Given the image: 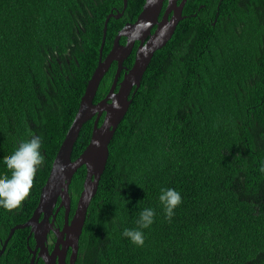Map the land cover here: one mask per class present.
<instances>
[{"label": "trees", "instance_id": "1", "mask_svg": "<svg viewBox=\"0 0 264 264\" xmlns=\"http://www.w3.org/2000/svg\"><path fill=\"white\" fill-rule=\"evenodd\" d=\"M143 2L127 0L121 18L108 19L103 57ZM222 5L217 15L212 0H186L153 53L108 145L75 264H264V0ZM122 8L123 0H0V176L10 175L2 162L30 134L41 137L44 156L22 213L0 208L3 236L36 206L97 65L104 20ZM114 65L93 102L107 93ZM92 123L82 125L72 160ZM84 176L81 166L71 178L70 215ZM161 187L182 197L170 221ZM145 207L156 216L136 246L121 231L136 228ZM16 234L0 264L27 260Z\"/></svg>", "mask_w": 264, "mask_h": 264}, {"label": "water", "instance_id": "2", "mask_svg": "<svg viewBox=\"0 0 264 264\" xmlns=\"http://www.w3.org/2000/svg\"><path fill=\"white\" fill-rule=\"evenodd\" d=\"M185 1L167 0L159 18L164 0H144L136 20L126 22L118 30L110 50L103 57L108 19L110 17L117 18L121 13L110 12L106 16L97 65L87 81L85 91L79 100L77 112L51 163L47 179L41 187L36 207L32 215L24 223L17 226L18 228L29 227V235L33 234L35 242L33 249L27 245L32 256L26 264L35 263V254L43 259L44 264H75L87 207L104 171L109 155L110 140L131 103L130 94H134L140 85L143 72L153 53L169 40L177 22L183 17L182 8ZM126 2L127 0H123V8L126 6ZM169 13H171L170 16ZM154 25L155 28L151 32ZM121 36L126 37L125 44H120ZM136 39L140 43L136 49L133 63L131 67L125 68L122 79L119 80L120 70L123 68L122 61L130 53ZM114 61L117 65L107 93L97 102H93L100 80ZM92 118L89 142L83 151L72 160L71 151L79 131L82 125ZM60 165L63 166L62 171H60ZM81 166L85 167V176L75 208L69 216L71 210L69 185L73 174ZM55 206L56 211L63 208L64 215L61 228L53 227L55 215H52ZM50 216H52L51 220L49 219ZM49 232L54 234L52 248L46 244Z\"/></svg>", "mask_w": 264, "mask_h": 264}, {"label": "clouds", "instance_id": "3", "mask_svg": "<svg viewBox=\"0 0 264 264\" xmlns=\"http://www.w3.org/2000/svg\"><path fill=\"white\" fill-rule=\"evenodd\" d=\"M41 144L42 140L39 135L30 134L29 139L20 141L14 151L3 160L2 163L9 170L10 175L0 176V208L9 211L19 208L28 196L33 178L44 163ZM59 167L62 171L63 166ZM158 201L164 218L170 221L174 216V210L182 203V197L180 192L174 188L161 187ZM155 216V209L145 207L140 211L136 220L137 227L123 228L121 235L132 244L143 246L145 233L142 230L153 224Z\"/></svg>", "mask_w": 264, "mask_h": 264}, {"label": "flooded vegetation", "instance_id": "4", "mask_svg": "<svg viewBox=\"0 0 264 264\" xmlns=\"http://www.w3.org/2000/svg\"><path fill=\"white\" fill-rule=\"evenodd\" d=\"M179 1L180 0H178V2ZM212 1H214L215 7L217 8L216 14L217 15L220 14L221 11L219 9L221 8L222 0H217V1L216 0H212ZM242 1H244V0H241V4H242ZM166 2H167V0H164L163 8H162V11H161V13L159 15V18L161 17V14H162L163 9H164V7L166 5ZM239 3H240V0H235V1L228 0V1H225L222 6H225L227 4H229L228 6H233V4L237 5ZM126 7H127V5L124 8H122L121 11L118 10V9H115L114 11H111V12H113V13H121V15L119 17H117V19H119L123 15V12H124ZM136 8H137V6L133 8V15H134V13L136 11ZM223 8H225V7H223ZM141 9H142V6H141L140 10L137 12V14L135 16H132L130 19L126 20V22H134L136 20L137 16H138L139 12L141 11ZM170 15H171V13H169V16ZM154 28H155V25L151 28V32H153ZM119 42H120V44H125L126 37L121 36L120 39H119ZM139 43H140L139 40L136 39L134 41V43H133V46L131 47L130 53L123 59V61H122L123 68L120 70V76H122L123 73L125 72V68L126 69L128 68L127 66L124 65V62L128 59V57L133 56V60H134L135 52H136V49H137ZM113 63L115 64L114 68H113V73H114L117 63L115 61ZM28 197L30 198L31 196L28 195ZM56 206H57V204H56ZM56 206L54 207L53 215H52V216L55 215L54 226L53 227H60L61 228L62 223H63V215H64L63 210H62L63 208H61L58 211H56ZM35 207L36 206H34L32 208V210H31L32 212H33ZM22 211H23V209L21 207H19V208H17V213L16 214H21ZM32 212H31V214L29 216L32 215ZM27 213H29V212H27ZM16 214H13L12 216H15ZM52 216L49 217L50 220L52 219ZM28 217H26V218L24 217L25 218V219L23 218L24 220L22 219V220H20L18 222H15L13 225H11L10 228H9L8 233L5 234L4 236L2 234V230L5 227H3V225H0V255H2L4 253V251H6L5 249L8 248L9 242H10L11 239H13V237L16 234V232L20 231L19 233L16 234V235H19V236H17V237H19V241H18L19 245H23V243H24L25 246H26V250H27L26 254H24V256H27V260L25 262H23V263L26 264L30 260L32 254L29 252V250L27 248V245L30 246L32 249L34 248L35 242H34L33 234L29 235V230H30L29 227H22V228L21 227H19V228L17 227L19 224L24 223L28 219ZM61 218H62V222H59V221H61ZM4 224H5V222H4ZM10 233H11V235L9 236ZM53 243H54V234L52 232H49L48 233V241L46 242V244L48 245V247H51ZM10 250L11 249H9L8 251L10 252ZM69 251H68V256H69ZM34 262H35L34 264H44L43 263V259H41V257H38L37 254H35V256H34Z\"/></svg>", "mask_w": 264, "mask_h": 264}]
</instances>
